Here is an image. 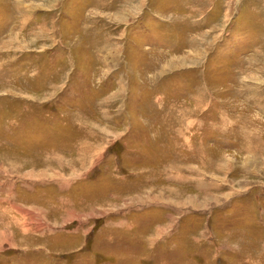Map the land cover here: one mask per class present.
Segmentation results:
<instances>
[{
    "label": "rangeland",
    "instance_id": "374dc122",
    "mask_svg": "<svg viewBox=\"0 0 264 264\" xmlns=\"http://www.w3.org/2000/svg\"><path fill=\"white\" fill-rule=\"evenodd\" d=\"M0 264H264V0H0Z\"/></svg>",
    "mask_w": 264,
    "mask_h": 264
},
{
    "label": "bare ground",
    "instance_id": "6f19581e",
    "mask_svg": "<svg viewBox=\"0 0 264 264\" xmlns=\"http://www.w3.org/2000/svg\"><path fill=\"white\" fill-rule=\"evenodd\" d=\"M26 231V230H25ZM29 233V232H28Z\"/></svg>",
    "mask_w": 264,
    "mask_h": 264
}]
</instances>
